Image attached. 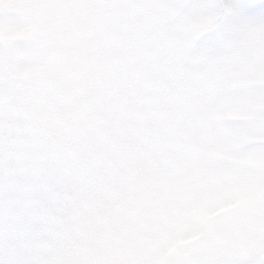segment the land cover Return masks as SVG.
Here are the masks:
<instances>
[{
	"label": "snow or ice",
	"instance_id": "obj_1",
	"mask_svg": "<svg viewBox=\"0 0 264 264\" xmlns=\"http://www.w3.org/2000/svg\"><path fill=\"white\" fill-rule=\"evenodd\" d=\"M0 264H264V0H0Z\"/></svg>",
	"mask_w": 264,
	"mask_h": 264
}]
</instances>
